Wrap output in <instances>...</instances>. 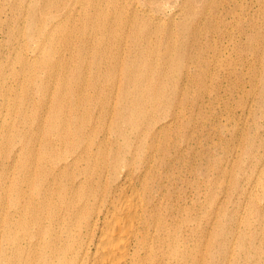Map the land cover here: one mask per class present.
Listing matches in <instances>:
<instances>
[{"label": "rangeland", "instance_id": "rangeland-1", "mask_svg": "<svg viewBox=\"0 0 264 264\" xmlns=\"http://www.w3.org/2000/svg\"><path fill=\"white\" fill-rule=\"evenodd\" d=\"M58 122L140 162L180 264H264V0H0V210Z\"/></svg>", "mask_w": 264, "mask_h": 264}, {"label": "bare ground", "instance_id": "bare-ground-1", "mask_svg": "<svg viewBox=\"0 0 264 264\" xmlns=\"http://www.w3.org/2000/svg\"><path fill=\"white\" fill-rule=\"evenodd\" d=\"M61 123L21 167L23 182L10 180L0 264H180L140 162L93 141L85 126L63 133Z\"/></svg>", "mask_w": 264, "mask_h": 264}]
</instances>
